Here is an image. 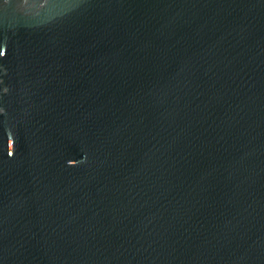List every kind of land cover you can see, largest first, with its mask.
Here are the masks:
<instances>
[{"label": "water", "instance_id": "obj_1", "mask_svg": "<svg viewBox=\"0 0 264 264\" xmlns=\"http://www.w3.org/2000/svg\"><path fill=\"white\" fill-rule=\"evenodd\" d=\"M0 264H264V0H0Z\"/></svg>", "mask_w": 264, "mask_h": 264}]
</instances>
